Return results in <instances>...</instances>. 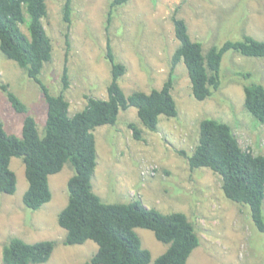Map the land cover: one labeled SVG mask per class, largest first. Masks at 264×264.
Instances as JSON below:
<instances>
[{
	"label": "rangeland",
	"instance_id": "obj_1",
	"mask_svg": "<svg viewBox=\"0 0 264 264\" xmlns=\"http://www.w3.org/2000/svg\"><path fill=\"white\" fill-rule=\"evenodd\" d=\"M45 2L43 25L53 50L41 79L57 96L67 68L70 85L64 95L71 116L86 107L87 98H107L112 80L108 45L115 61L126 68L119 79L126 96L160 90L172 76L176 117L160 116L157 129L151 131L130 107L119 112L114 126L93 132L97 150L93 192L107 204L140 201L163 214L184 213L199 237V246L187 264H264V234L255 226L250 207L225 197L219 175L206 168L192 170L188 163L199 143L200 124L206 119L228 124L243 149L264 156V125L244 106V86H264V58L226 52L220 88L204 101L194 98L183 63L171 73L179 46L172 22L175 14L185 21L191 40L201 43L205 54L245 37L264 41V0H130L112 15L110 0H71L70 23L64 20L66 0ZM2 85L26 106L42 134L47 105L41 88L0 51V120L7 133L20 137L26 115L15 112ZM130 123L142 130V140L134 138ZM10 167L17 188L12 195L0 194V264H4L2 250L13 238L29 244L54 241L50 259L42 264L89 262L98 245L87 241L66 246V231L58 224V215L67 204L71 167L67 164L50 176L52 198L37 211L23 202L28 188L23 161L13 158ZM136 232L152 262L167 251L168 245L152 231L138 228Z\"/></svg>",
	"mask_w": 264,
	"mask_h": 264
},
{
	"label": "trees",
	"instance_id": "obj_2",
	"mask_svg": "<svg viewBox=\"0 0 264 264\" xmlns=\"http://www.w3.org/2000/svg\"><path fill=\"white\" fill-rule=\"evenodd\" d=\"M129 1L110 0L109 15ZM63 9L64 20L70 23L71 0H66ZM46 15L45 0H0V51L39 85L47 105L40 134L35 118L27 115L26 106L8 86H1L15 112L26 116L20 137L7 133L0 120V194L16 192L17 178L10 163L13 158H19L24 163L28 182L24 205L37 211L52 198L50 176L60 173L68 164L73 175L67 182V204L58 215V224L66 231V246L87 241L98 245V251L86 264H187L190 254L199 246V237L184 213L163 214L144 207L140 201L107 204L93 192L92 186L97 165L93 132L101 126H114L119 112L130 107L137 110L138 118L151 131L157 129L160 116L176 117L172 76L160 90L126 96L119 85L126 68L115 61L108 45L112 80L107 98H87L86 107L71 116L64 95L70 85L67 68L64 67L62 88L57 96L50 93L41 79L45 65L52 61L53 50L43 25ZM172 22L179 46L172 58L171 73L180 63L186 66L193 96L198 101L210 98L220 88L226 52L264 58V41L251 37L226 42L204 54L201 43L191 40L185 21L175 14ZM244 95L245 108L264 125V86L245 85ZM128 127L135 139L142 140V130L137 125L130 123ZM188 163L192 170L206 168L219 175L225 197L249 206L255 226L264 234V156L243 149L228 124L206 119L200 124L199 143ZM138 228L152 231L158 241L168 245L167 251L154 262L151 253L142 247ZM55 246L54 241L29 244L13 238L4 246L2 260L4 264H42L50 259Z\"/></svg>",
	"mask_w": 264,
	"mask_h": 264
}]
</instances>
